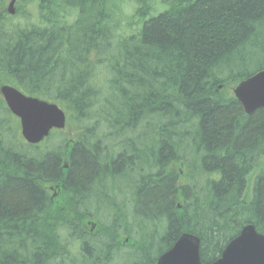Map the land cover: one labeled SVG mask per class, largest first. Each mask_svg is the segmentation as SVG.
Wrapping results in <instances>:
<instances>
[{
    "label": "trees",
    "instance_id": "trees-1",
    "mask_svg": "<svg viewBox=\"0 0 264 264\" xmlns=\"http://www.w3.org/2000/svg\"><path fill=\"white\" fill-rule=\"evenodd\" d=\"M7 2L0 85L58 103L76 133L26 145L0 98V264H155L183 233L210 264L242 226L264 236V110L227 91L264 69V0H31L23 25Z\"/></svg>",
    "mask_w": 264,
    "mask_h": 264
},
{
    "label": "water",
    "instance_id": "water-1",
    "mask_svg": "<svg viewBox=\"0 0 264 264\" xmlns=\"http://www.w3.org/2000/svg\"><path fill=\"white\" fill-rule=\"evenodd\" d=\"M14 2L11 0L7 8L10 15L14 14ZM0 93L10 112L19 118L21 135L28 143L37 144L51 129L64 128L65 114L56 104L25 96L7 85L0 88ZM233 94L246 115L264 110V70L241 81ZM155 264H201L198 238L183 233ZM211 264H264V236L252 225L242 226L220 258Z\"/></svg>",
    "mask_w": 264,
    "mask_h": 264
},
{
    "label": "rangeland",
    "instance_id": "rangeland-1",
    "mask_svg": "<svg viewBox=\"0 0 264 264\" xmlns=\"http://www.w3.org/2000/svg\"><path fill=\"white\" fill-rule=\"evenodd\" d=\"M30 1L31 0H21V2H18V4H17L18 6L17 7H18L19 16L18 15H14L13 17H11V19L9 20V23H12V24L19 23V24L23 25V24L31 22V19L28 18V15H30V14L32 15L34 13V11L32 10V8L30 6H28L30 4ZM135 7H136V4L133 3L132 1H130V2L126 1L123 4L120 5V13H118L119 15H117V21H115L116 22V32H117V34L130 35V34H133L135 32L137 27L130 23L131 16L134 13V8ZM159 7H158V9H159ZM233 86L234 85L227 87V91H228L229 94H232ZM59 107H61V106L59 105ZM10 120H11V126H10L11 132L19 134L20 128H19V123H18L17 119H15L14 117L11 116ZM75 133H76L75 125L73 123H69V124H67V126L63 130L59 131L58 138L59 139L65 138V139L70 141V140L75 138ZM19 138H20V136H19ZM56 139H57V137L54 135L52 137V139L49 141L48 146L45 147L43 151L51 150V149L55 148L56 147V142H55ZM4 142L9 147H13L14 149L15 148H19V146L17 145L16 141L13 140V138L11 136H7V137L5 136ZM44 144L45 143H40L39 144L41 149H43ZM32 153L34 154V153H36V151L32 150ZM40 153H42V152H40ZM263 163H264V161L262 162V164ZM257 170L256 169L253 170V172L249 176V180L254 174H256ZM247 180H248V177H247ZM45 186H47V184H45L44 187ZM83 225H84V223H83ZM96 233H98V232H96ZM89 235H92V234L89 233ZM124 235L125 234L120 235L119 237H117L115 239V242H119L122 238H124ZM124 239L127 240V238H124ZM128 251L131 252L132 250L131 251L127 250V252ZM125 260H127V259H125ZM120 264H123V262H121Z\"/></svg>",
    "mask_w": 264,
    "mask_h": 264
},
{
    "label": "flooded vegetation",
    "instance_id": "flooded-vegetation-1",
    "mask_svg": "<svg viewBox=\"0 0 264 264\" xmlns=\"http://www.w3.org/2000/svg\"><path fill=\"white\" fill-rule=\"evenodd\" d=\"M47 189H48V191L50 190V192H51L52 187H48ZM46 192H47V191H46ZM58 193H60V191L56 188V191H55V192H53V193L51 192V194H52V198L57 197V196H58ZM47 194H48V192H47ZM96 225H97V224H96L95 221H91V220L88 219V221H85L83 227H84L85 230L88 231L90 234H93L94 231L96 230Z\"/></svg>",
    "mask_w": 264,
    "mask_h": 264
},
{
    "label": "bare ground",
    "instance_id": "bare-ground-1",
    "mask_svg": "<svg viewBox=\"0 0 264 264\" xmlns=\"http://www.w3.org/2000/svg\"><path fill=\"white\" fill-rule=\"evenodd\" d=\"M264 70V69H263ZM258 72V71H257ZM219 89H221V88H219ZM218 89V90H219ZM23 94V93H22ZM30 97H34V96H30ZM34 98H37V99H39V100H41V101H47V100H44V99H42V98H39V97H34ZM65 111V110H64ZM244 112V111H243ZM245 113V112H244ZM20 131H21V128H20ZM248 225H250V224H248Z\"/></svg>",
    "mask_w": 264,
    "mask_h": 264
}]
</instances>
